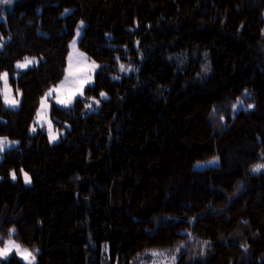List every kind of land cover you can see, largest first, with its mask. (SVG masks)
<instances>
[{
	"label": "trees",
	"instance_id": "16d2710c",
	"mask_svg": "<svg viewBox=\"0 0 264 264\" xmlns=\"http://www.w3.org/2000/svg\"><path fill=\"white\" fill-rule=\"evenodd\" d=\"M81 21L98 71L73 108L52 103L53 145L32 129ZM25 57L41 62L18 72ZM5 72L20 108L0 79V138L20 146L0 162L1 248L15 229L37 264H264V0H13Z\"/></svg>",
	"mask_w": 264,
	"mask_h": 264
},
{
	"label": "rangeland",
	"instance_id": "374dc122",
	"mask_svg": "<svg viewBox=\"0 0 264 264\" xmlns=\"http://www.w3.org/2000/svg\"><path fill=\"white\" fill-rule=\"evenodd\" d=\"M85 29H86V25L83 24V27H80L79 35H76V38L70 47V56L68 59V66H67V70H66V76L69 77L68 82H65V78H64V80L58 86L54 87L57 90L53 91L51 93V95L47 96L44 99L43 106L41 105V108L39 111V116H37L36 122H35L34 127H33V129H35V131H33V129H32V133L34 135L37 134L40 129H43L49 135V138H50V134H49V127H50L51 128V134L53 136H55L54 140L50 139V142L53 145L57 144L61 141V139L63 138V134H61L60 131H57L55 129V125H54L53 121L51 120L50 113H51L52 103H55L59 108H62V109H71L74 107L75 103L80 98L84 97L86 89H88L89 87H93L94 83H95V76H96V73L98 71V65L95 62L91 61L84 53H82L79 50V42H80L81 38L83 37ZM35 60H36V63L29 65L27 68L18 69L16 67V70L18 72H24V71H27L29 69H32V68L38 66L39 63L41 62V60H39L37 58ZM21 63H23V62H21ZM79 77H85L88 80V82L83 85V88H82L83 95H80L79 92L75 90L76 88L79 87V85L73 83V81L77 80ZM62 84H63V86L61 87ZM4 89H5V85H4V81L2 80V101L5 104V102H4ZM8 95H9L10 99H15L18 103L15 107H12V106L7 105V104H5V105L12 110H18L20 108V100L14 96L13 89L9 83V76H8ZM69 99H71V103L66 104V103H58L57 102L58 100L67 101ZM102 99H106V96H103ZM94 103H96V105L100 106V102L97 103V101H95ZM94 105L95 104L91 105L90 112H97L98 111V109L95 108ZM8 141L14 142V141H10V140H8ZM19 146H20V144L18 142L11 143L10 145H6L4 151L0 152V162L2 161V154H4L7 151L15 150ZM217 165H218V161L214 160V161H211L208 163L198 164L195 167V169L203 171L206 169L216 167ZM160 254L161 255H157V256H153L152 254H149V255L145 256L144 258L140 259L137 264H172V259H171L172 256L171 255H168L166 253H160ZM13 255H16L19 259H21L26 264V261L20 255H17L15 250L10 252L7 257L0 258V260L1 261L8 260ZM35 264H37L36 256H35Z\"/></svg>",
	"mask_w": 264,
	"mask_h": 264
},
{
	"label": "snow or ice",
	"instance_id": "6c2138e0",
	"mask_svg": "<svg viewBox=\"0 0 264 264\" xmlns=\"http://www.w3.org/2000/svg\"><path fill=\"white\" fill-rule=\"evenodd\" d=\"M12 2H13V0H0V4H6V5H10ZM80 27H83V21H81V24L77 29V35H79ZM34 63H36L35 58L25 57L24 62L23 63H17L16 67L18 69H25L29 65L34 64ZM121 70L122 71L125 70L124 65H121ZM206 70H207V68H205V71ZM0 79H2L4 81V85H5V89H4V102H5V104L10 105L12 107H15L18 102L15 99H10L9 95H8V74L6 72L0 74ZM68 80H69V77L66 76L65 82H68ZM87 82H88V80L85 77H79L77 80L73 81L74 84L79 85V87L76 88L75 90L78 91L80 95H83L82 88H83V85ZM62 86H63V84L61 85V87ZM56 90L57 89H55V88L51 89L49 91V93L46 94V97L51 95V93L53 91H56ZM103 95H104V93H101V96H103ZM57 102L67 104V103H71V99H69L67 101L58 100ZM97 103H99V101H97ZM238 103H242V101H238ZM42 106H43V100H42ZM89 107H91V105H89ZM234 107H235V105H234ZM249 107H252V106L249 105ZM38 116H39V113H38ZM33 131H35V129H33ZM49 134H50V139L54 140L55 136H53L51 134V128L50 127H49ZM11 143H15V142H9L6 137L0 138V152L4 151L5 146L10 145ZM262 168H264V164H259V165L254 166L253 171H259ZM21 171H23V170H21ZM11 176H12L13 180L16 179V174L14 171L11 173ZM24 180H25V183L30 182V178L28 177L27 173H24ZM14 232H15V229H11L9 231V239L7 241H5L4 246L2 248H0V258L7 257L10 252L15 250L17 255H20L26 261V264H35V255L32 252H30L28 249L22 248L21 245H19L15 242V240L11 239V236ZM176 251H179V248H177ZM152 255L157 256V255H161V254L157 253V252H153ZM171 259H172V264H175L176 257L173 255Z\"/></svg>",
	"mask_w": 264,
	"mask_h": 264
}]
</instances>
